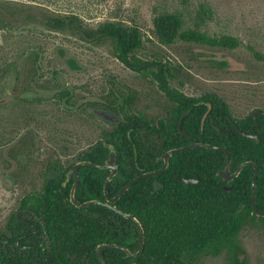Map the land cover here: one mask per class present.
<instances>
[{
	"label": "trees",
	"instance_id": "16d2710c",
	"mask_svg": "<svg viewBox=\"0 0 264 264\" xmlns=\"http://www.w3.org/2000/svg\"><path fill=\"white\" fill-rule=\"evenodd\" d=\"M46 22L51 29L79 32L82 35L80 37L88 41L108 42L112 53L122 64L140 71L143 77H151L162 92H176L168 85L167 78L175 76L170 65L159 61L144 62L135 57V52L142 47V36L137 26L124 29L103 25L94 31L85 32L73 16L50 17ZM178 25L179 20L174 16H161L153 24L158 38L164 44H171L175 40ZM181 38L187 42L219 45L229 49L236 46L232 38H222L217 42L194 32L186 33ZM59 54L64 57L62 51ZM206 101L211 105V110L207 112L202 126L200 121L206 108L199 113L189 110L182 122V129L199 137L201 127L206 144L225 147L229 151L231 171L247 161L257 165L255 201L258 211L264 212V118L257 117L256 126L250 116L241 120L232 118L228 106L220 97L206 96ZM181 112L175 115L172 123L167 122L165 128L157 130L156 136L177 132L176 121ZM230 122L245 134L258 135L259 142L241 136ZM113 128L104 136L105 143L115 148L119 167L108 185L110 197L116 196L133 178L155 168L153 159L148 162L140 161L138 150L133 157V133H130L129 139L128 129L123 128L122 124ZM161 145L156 156L177 147L160 148ZM96 149L98 157L92 155L89 161L99 164L102 156L104 160L107 158L108 150L101 143ZM203 152L205 161L199 167L198 156ZM184 156L190 157L186 168L196 173L202 182L189 187L178 182L170 185L169 179L172 180V176L176 174L172 164L177 159L184 160ZM224 156V152L201 148L173 155L169 160V167L160 176L162 178H159L162 184L164 180L165 182L158 193L153 191L152 179L146 178L138 181L118 198L113 205L122 212L131 214L141 225L144 234L143 248L135 258H124V254L117 250L104 249L101 255L106 264H201L203 258L221 253L225 256L224 264H244L241 260L244 251L238 241L239 232L256 219L264 224V218L257 217L251 208L252 167L242 169L228 192L217 182L215 173L224 167ZM147 163H153L154 166L148 167ZM138 166L144 169L139 171ZM107 174L106 170L82 169L74 199L79 202L104 201L103 184ZM44 199L47 204L58 203L61 206L44 207L43 210L49 237L47 254L54 263L100 264L95 251L102 244H117L130 251L136 249L139 231L132 221L99 206L78 209L69 201L67 192H63L61 196L49 194Z\"/></svg>",
	"mask_w": 264,
	"mask_h": 264
},
{
	"label": "rangeland",
	"instance_id": "374dc122",
	"mask_svg": "<svg viewBox=\"0 0 264 264\" xmlns=\"http://www.w3.org/2000/svg\"><path fill=\"white\" fill-rule=\"evenodd\" d=\"M70 16L77 18L85 32L103 25L137 26L142 47L135 57L170 65L175 74L171 86L180 88V82L185 92L220 97L236 120L257 109L264 111V0H0V69L7 63L28 73L36 57L46 93L54 82H61L62 88L73 93V106H80L87 97H98L109 84L117 83L142 99L145 106L137 108L141 110L159 98L157 83L151 85L122 65L108 42L87 41L79 32L44 24L50 17ZM161 16L179 20L171 44L162 43L155 32L153 24ZM189 32L217 42L232 38L236 46L229 49L182 40ZM60 51L74 61L76 69L60 60ZM45 106L46 144L58 151L66 166L74 161V145L83 149L89 142L90 120L81 109L67 111L49 100ZM14 113L10 118L16 120L20 113ZM93 122V141L101 140L108 126L98 119ZM238 241L244 264H264L263 223L256 219L244 226ZM224 263L221 253L203 258L201 264Z\"/></svg>",
	"mask_w": 264,
	"mask_h": 264
},
{
	"label": "flooded vegetation",
	"instance_id": "af4514ba",
	"mask_svg": "<svg viewBox=\"0 0 264 264\" xmlns=\"http://www.w3.org/2000/svg\"><path fill=\"white\" fill-rule=\"evenodd\" d=\"M46 21L47 19H44V24L49 28ZM59 57L61 61L69 64V68L76 69L73 60L62 57L60 54ZM31 64L28 73L22 70L21 66L7 63V66H2V69H0V264H45L46 258L50 259L52 264H56L47 254L49 237L43 219V210L44 207L61 206L58 203L47 204L44 198L49 194L61 196L63 192H67L69 198L75 183L73 176L66 179L70 168L81 162L92 163L89 158L93 157L92 155L97 156L99 154L95 152V149L100 143L106 148L105 144L107 143L104 141V136L114 129V126L122 124L123 128H127L129 139H131L130 133H133L134 139L131 142L134 150L133 157L137 155L138 150L140 161L148 162L153 159L155 168L140 175L157 172L161 169L163 164L161 155L167 152L165 151L156 156L161 144L160 148L177 146L169 150L192 144H206L201 127L199 137L182 129V122L191 110H196V113L202 112L204 108L208 110L207 105L209 103L206 101V96L195 91H183L184 85L180 82V88L171 86L170 79L173 78H167L168 85L176 92L166 94L156 84L159 90V94H157L159 98L152 99L147 105L148 108L144 107L141 110H138L140 109L138 106H145V103L141 102L142 99L136 98V93L130 92L117 83L114 85L113 83L109 84L108 90L102 92L100 96L87 97L80 106L78 104L73 106L74 95L71 91L62 88L61 82L59 84L54 82V85L48 90L49 93H46L41 81L43 75L40 74L41 69L36 57ZM127 68L134 71L141 79L146 80L151 85L153 84L151 77H143L140 75V71ZM47 100L60 103L67 111L81 109L90 120L88 131L91 138L89 142L87 141L83 149L80 146L78 148L76 144L74 145L73 151L76 153L74 154V161L66 166L62 164L60 155H57L58 151L46 144L44 117L46 116L45 104ZM13 105L15 108H10ZM14 111L20 113V117L17 116L16 120L10 118L15 115V113L11 114ZM180 111H182L181 116L176 121L177 132H166L164 136H156L157 130L161 131L165 128L167 122L172 123L175 115ZM254 111L258 112L256 113V122L252 117ZM254 111L249 116L257 126V117L264 118V111L258 109ZM205 112H203L202 117ZM107 114H109L108 117L112 121L104 118ZM182 117L184 118L179 129L178 124ZM94 119H98L108 126V129L101 134L102 139L97 141H93L92 138ZM194 149L197 148L190 150ZM204 156V152L198 156L199 167L204 164ZM85 157L86 159H84ZM184 157V160L180 158L173 162L172 169L176 174L172 176V180L169 179L170 185H175L174 182H178L185 187H189L202 182V179L196 173L186 168L188 167L186 164L190 162V157ZM105 160L102 156L99 164H103ZM153 163H147L148 167H153ZM168 167L169 161L166 169ZM84 168L89 167H80L77 171L78 183L74 187V198L80 184L79 172ZM137 169L142 171L144 167L140 168L138 166ZM165 170L155 177L142 178L152 179L151 184L155 193L163 188L165 180L163 179L162 184L159 178H162L160 176ZM106 171L108 172V170ZM219 171L215 173L218 179L217 182L221 184L224 191L228 192L237 177L223 181L217 176ZM229 171L233 173V171ZM176 177L185 178L190 182L185 185L177 181ZM155 180L159 183L157 190L154 187ZM193 180H196V182H191ZM226 188H230V190H226ZM102 202H105V199Z\"/></svg>",
	"mask_w": 264,
	"mask_h": 264
},
{
	"label": "water",
	"instance_id": "95a60500",
	"mask_svg": "<svg viewBox=\"0 0 264 264\" xmlns=\"http://www.w3.org/2000/svg\"><path fill=\"white\" fill-rule=\"evenodd\" d=\"M208 106V110L207 112H209V108H210V104L207 105ZM207 112H205V115L202 117L201 120V126L203 124V121L205 119V117L207 116ZM256 113H258L257 111H254L252 113V117L254 119V121L256 122ZM109 114H107V116H105L104 118L108 121H112V119L110 117H108ZM111 116H113V114H111ZM184 117H182L179 121L178 127L179 129L181 128V122L183 120ZM232 124V126L234 127V129L237 130V132L246 138H249L251 140H253L254 142L258 143L259 142V136L258 135H249V134H245L243 132H241L240 130H238L237 126L230 122ZM106 149L108 150L107 153V158L106 160L103 162V164H93V163H89V162H81L78 163L76 165H74L73 167L70 168L68 174H67V178L69 179L71 176L74 177L75 183L73 185V188L71 190V193L69 195L70 202L72 203V205H74L76 208L78 209H87V207H91V206H99V207H103L106 209H109L115 213H117L118 215L132 221L138 228L139 231V241L137 242V247L134 251H130L124 247H121L117 244H102L99 245L96 248V258L99 261L100 264H106L105 260L103 259L102 255H101V251L104 249H112V250H117L121 253L124 254V258H135L138 253L141 251V249L143 248V242H144V234H143V229L141 227V225L139 224L138 220L135 219L131 214H127L122 212L121 210L117 209L113 204L115 202L118 201V198H120L122 195H124L134 184H136L138 181H140L142 178L145 177H155L158 174L162 173L166 167L168 166V161L169 158L171 157V155L173 154H177V153H181L183 151L186 150H190L193 148H203V149H207V150H214V151H221L224 152L225 156V164L224 167L217 173V176H219L223 181H228L230 179L236 178L239 173L242 171L243 168L245 167H252L254 172L252 175V179H251V208L253 213L257 216V217H262L264 218V212H260L258 211L257 207H256V195H255V189H256V181H257V174H258V168L257 165H255L253 162L247 161V162H243L240 165L237 166V168L233 171V173H230V158H229V151L225 148V147H219V146H215V145H210V144H192L183 148H179V149H174V150H169L166 153H164L163 155H161V160L163 162L162 167L159 171L157 172H150V173H145L142 175H139L135 178H133L129 183H127L114 197H110L108 194V185L109 182L112 180V178L117 174L118 172V164H117V158H116V151L115 148L112 145L109 144H105ZM80 167H89V168H93V169H100V170H108V174L104 180V184H103V193H104V199L105 202H101V201H96V200H91V201H86V202H79L76 199H74V187L77 185L78 183V175H77V171ZM227 176V177H225ZM176 180L188 185L189 184V180H186L185 178H180V177H176ZM191 182H196V180H193ZM154 187L157 190L159 188V183L155 180L154 182ZM226 190H230V188H226ZM45 264H52L50 259L46 258L45 259Z\"/></svg>",
	"mask_w": 264,
	"mask_h": 264
}]
</instances>
